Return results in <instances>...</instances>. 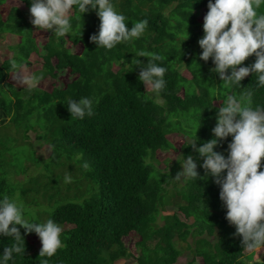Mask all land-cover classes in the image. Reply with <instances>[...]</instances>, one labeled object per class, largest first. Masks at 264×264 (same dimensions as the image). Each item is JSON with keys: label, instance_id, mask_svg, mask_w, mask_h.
I'll use <instances>...</instances> for the list:
<instances>
[{"label": "trees", "instance_id": "obj_1", "mask_svg": "<svg viewBox=\"0 0 264 264\" xmlns=\"http://www.w3.org/2000/svg\"><path fill=\"white\" fill-rule=\"evenodd\" d=\"M5 2L0 0V5ZM113 3L128 18L126 27L143 19H147L148 27L139 39L111 50L96 48L89 39L99 30L100 20L94 10L82 14V21L73 16V32L65 37L54 36L49 30L42 45L34 34L30 14L16 6L4 15L0 11V32L20 36L16 44L8 46L13 56L0 62V127L21 125L25 137L30 130H39L38 138L50 147L48 164L55 165V169L64 166L63 173L53 177L52 182L58 184V179L70 172L73 178L81 179L80 191L84 192L74 200L66 199L49 214L64 229L63 247L54 256L41 257L33 252L39 237L26 234L21 228L24 255L14 254L8 264H44L45 260L47 264H115L133 256L126 244L131 235L138 237L137 264H177L185 248L195 258H202L201 264H250L254 257L242 247V237L234 235L235 227L226 220L220 188L213 178L191 180L179 188V181L173 178L181 171L179 155H192L198 172L204 175L199 167L203 159L188 144L197 140L199 147L213 138L216 112L227 94L243 96L251 91L252 106H264V87L258 85V75L250 73L241 81V88L225 86L208 67L211 59H199L202 50L198 40L204 34L208 0ZM24 5L30 8L28 0H24ZM257 12L264 14V0ZM186 24L188 38L184 32ZM140 52L158 54L161 59L156 63L168 69L167 85L160 93L166 101L163 105L143 98L145 88L138 80L136 60L147 63L150 57H140ZM34 54L43 60L41 68L34 72L40 79L36 87L28 90L32 94L24 99L27 89L10 79L12 74L17 75L12 62L29 67ZM254 60L253 55L237 67L250 65ZM180 66H186L192 77L181 74ZM66 71L72 80L57 86L59 74ZM45 81L51 88L40 86ZM81 97L99 101L94 103L93 116H70L67 102ZM194 121V127L188 128ZM183 122L189 126L176 127ZM171 133L183 135L179 148L170 139ZM231 139L229 136L219 142L214 150L227 156ZM6 149L0 146V198L13 197L9 170L3 167L11 161L7 160ZM160 151H174L176 158L165 157L161 168L158 161L155 163ZM149 152L153 164L146 166L144 158ZM169 160L172 166L163 169ZM34 162H39L37 156ZM27 191L24 189L22 194ZM172 199L177 200V211L164 213ZM189 236L194 238L193 244L187 242ZM149 240L154 243L148 245ZM178 242H185L186 246L181 247ZM13 243L12 237L0 235V254ZM183 264L198 263L191 259Z\"/></svg>", "mask_w": 264, "mask_h": 264}, {"label": "clouds", "instance_id": "obj_2", "mask_svg": "<svg viewBox=\"0 0 264 264\" xmlns=\"http://www.w3.org/2000/svg\"><path fill=\"white\" fill-rule=\"evenodd\" d=\"M28 3L35 29L50 30L59 37L73 32V16L82 21V14L94 10L100 20L99 30L89 39L96 48L111 50L121 43L139 39L148 27L147 19L132 23L131 28L126 27L128 18L117 10L113 0H28ZM260 3L261 0H208V11L202 26L204 34L198 40L202 50L199 59L205 62L211 59L214 64L211 71L225 86L237 85L241 88V81L250 73H256L258 85L264 87V14L257 12ZM186 27L187 24L185 33ZM139 55L150 57L147 63L136 60L140 69L138 80L145 88L143 98L146 101L154 99L157 104L163 105L166 101L160 93L166 88L165 74L168 69L156 63L161 59L158 54L140 52ZM253 55V63L237 67ZM195 66L198 68V65ZM12 68L16 70V79L21 84L35 86L40 79L25 71L27 65H17L13 61ZM252 95L251 91L243 96L227 94L216 112L213 138L199 147L197 140L188 144L203 159L199 167L204 170V175L198 172V163L192 155H179L181 171L173 179L187 183L212 177L220 188L219 199L226 209V220L235 227L234 235L242 237V247L254 257L250 264H264L258 255L264 249V106H252ZM98 102L89 97L70 99L67 110L71 117L84 119L95 114L94 103ZM198 114L201 116V112ZM229 136L232 139L227 144V156L215 151L219 142ZM144 164H153L150 152L145 156ZM64 181L72 182L70 173L64 176ZM21 228L26 234L35 233L39 237L41 257L50 258L63 247L61 234L64 229L59 223L52 218L44 221L28 219L24 205L18 199L5 195L0 198V235L12 237L14 243L4 247L0 264H8L14 254L24 255Z\"/></svg>", "mask_w": 264, "mask_h": 264}, {"label": "rangeland", "instance_id": "obj_3", "mask_svg": "<svg viewBox=\"0 0 264 264\" xmlns=\"http://www.w3.org/2000/svg\"><path fill=\"white\" fill-rule=\"evenodd\" d=\"M13 6H16L25 11V13L30 14L29 8L24 5V0H6L5 4L0 5V11H2V15L7 14ZM48 32L49 31H37L36 29H34V34L39 42V45H42V41L45 39ZM19 40L20 36L16 34L9 32L3 34L0 32V62L13 56V50L11 51V49H8V46L16 44ZM31 61L32 65L27 67L25 71L32 75H35L34 72L41 68V62H43V60L38 55L34 54ZM208 67L214 68V64L212 63L211 65H208ZM179 71L187 78L192 77L191 71L186 66H180ZM16 76V74H12L10 76V79L14 80V83L16 85L22 86V88L27 89V92H25V95H23V98L27 99L32 94V92H29L28 90L36 87V85L32 86L21 84L17 81ZM71 80L72 76L66 71L59 74V77L56 80V84L57 86L65 85ZM40 86H44L47 89L51 88V84H49L47 81L41 83ZM217 104H219V102H217ZM194 125L195 121L192 123V126L188 128H193ZM180 126L185 127L189 125L185 122L176 125V127ZM24 130L25 128L21 125L16 126L13 124H6L0 127V146L5 148L7 147V155L9 156L7 160H11L9 162L10 165L4 164L3 167H6L5 170H9L10 177L8 178V180L13 196L11 198L18 199L19 202L24 205L25 212H27L26 217L28 219L32 218L44 221L50 218L49 214L56 206L65 202L68 198L74 200L75 196L84 195V192L83 190L80 191L81 179L77 178V176L73 178V175L70 172L67 173L71 174L72 182H65L64 177L58 179V184H54L52 182L53 177L57 178L58 174L63 173L61 172V170L64 166H56L55 169V165L51 166V164H48L50 147L48 144H45L43 140H40L38 138L39 130H30L27 133L28 137H25ZM169 137L170 139H172V141L175 142L174 144L177 148L180 147L181 142L182 144L184 142V137L181 133H171ZM186 139L189 140V138ZM173 154L174 151H169L168 153H164L161 151L158 152V154L156 155L157 159L155 158L156 165L158 161V165L161 168L164 167L165 165L163 163V160L165 159V157H173L171 160H174L176 157L173 156ZM34 156L38 157L39 162H34ZM39 158L41 160H46L40 161ZM62 161L65 162V164H69L66 160ZM171 166L172 165L170 161L168 166L163 169L169 170ZM179 184L180 185H178V188L181 186V184L184 183L179 182ZM24 189L28 190V193L25 195L22 194ZM34 201L36 203L32 205V202ZM176 201V199H172L170 201V204L172 205H169L170 207L165 208L164 213H172L173 211H177V204L175 203ZM158 223L162 224V221H159ZM137 238V236L131 235L126 242L130 251L133 253V256L126 257L123 260H117L115 264H137L136 259L140 254V251H137L135 244ZM32 241H35V239H32ZM193 241L194 238L189 236L187 242H192L193 244ZM153 243L154 240L147 241L148 245H152ZM178 244L181 247L186 246L185 242H178ZM34 246L35 248L32 249L33 252L39 253L42 247L40 239L34 242ZM258 255L263 259L264 249H262ZM191 259H193V261L196 260L198 264L202 263V258H195L194 255L185 248V251L179 258L177 264H183L187 260L189 261Z\"/></svg>", "mask_w": 264, "mask_h": 264}, {"label": "water", "instance_id": "obj_4", "mask_svg": "<svg viewBox=\"0 0 264 264\" xmlns=\"http://www.w3.org/2000/svg\"><path fill=\"white\" fill-rule=\"evenodd\" d=\"M259 259H260V260H262V258H261V257H259Z\"/></svg>", "mask_w": 264, "mask_h": 264}]
</instances>
